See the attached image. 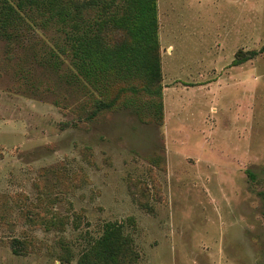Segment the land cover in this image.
Returning a JSON list of instances; mask_svg holds the SVG:
<instances>
[{
	"label": "rangeland",
	"instance_id": "374dc122",
	"mask_svg": "<svg viewBox=\"0 0 264 264\" xmlns=\"http://www.w3.org/2000/svg\"><path fill=\"white\" fill-rule=\"evenodd\" d=\"M158 9L161 124L128 95L84 120L50 67L70 66L55 27L0 39V264H79L109 223L139 264H264V53L232 65L264 46V0Z\"/></svg>",
	"mask_w": 264,
	"mask_h": 264
},
{
	"label": "trees",
	"instance_id": "16d2710c",
	"mask_svg": "<svg viewBox=\"0 0 264 264\" xmlns=\"http://www.w3.org/2000/svg\"><path fill=\"white\" fill-rule=\"evenodd\" d=\"M53 27L64 35L62 52L70 66L61 74L65 61L53 52L50 67L71 90L72 105L84 120L94 121L128 95L126 106H136L134 111L140 116L142 108L151 109L162 123L158 0H0V39L7 43L9 52L13 47L23 48L37 29ZM263 53L264 46L256 51L241 50L232 65H242ZM115 86L113 96L109 90ZM82 95L87 96L84 103ZM143 96L148 98L144 105ZM249 175L256 178L253 173ZM259 195L264 214V192ZM9 243L15 255L28 250L27 242L13 239ZM138 259L123 227L109 223L101 237L80 255L78 263L139 264Z\"/></svg>",
	"mask_w": 264,
	"mask_h": 264
}]
</instances>
